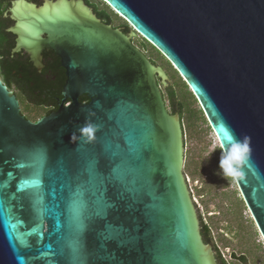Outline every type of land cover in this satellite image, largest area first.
<instances>
[{
	"label": "water",
	"instance_id": "1",
	"mask_svg": "<svg viewBox=\"0 0 264 264\" xmlns=\"http://www.w3.org/2000/svg\"><path fill=\"white\" fill-rule=\"evenodd\" d=\"M101 1L129 33L80 0L13 4L14 52L38 69L41 51L55 52L71 104L31 123L0 81V264H215L156 82L167 79L136 36L199 103L264 240V0Z\"/></svg>",
	"mask_w": 264,
	"mask_h": 264
},
{
	"label": "rangeland",
	"instance_id": "2",
	"mask_svg": "<svg viewBox=\"0 0 264 264\" xmlns=\"http://www.w3.org/2000/svg\"><path fill=\"white\" fill-rule=\"evenodd\" d=\"M43 1L44 0H40L38 4L40 5ZM80 1L84 6L90 9L85 4L84 0ZM94 1L103 5L100 0ZM90 10L93 13V10ZM118 23H121V21H116L114 24L117 25ZM130 31L131 29L128 26L127 33ZM142 40L143 39L139 36L132 39L134 45L138 49H142ZM143 50L149 60H151V64L161 68L168 80H163L167 85L164 88L159 80L160 89L163 92H165V89L170 85H175L176 83L179 84L175 75H172V79L168 76V73L173 74V71L170 69L171 65L163 56L160 57L155 52L151 51L148 46L147 49L144 48ZM184 90L189 91L188 87L185 85ZM188 102L190 103L189 109L194 111L197 117L192 119L190 124H187L185 118L182 122L178 114L177 118L182 139L186 140V149L190 154V156H187L186 161H191L194 158L191 162H195V166L198 165V179H201L202 175L207 176L204 181L211 177V198L209 202H206L205 205L203 204L201 207L203 208L202 213H205V211L210 212L217 211L218 209L220 210V217L217 221H212L213 224L210 225L212 226V236L215 237V246L218 247L217 250L221 254V257L230 264H239L240 261L234 258H241V256L246 258V264H264L263 239L256 229L247 209L244 206L237 208L236 205H234L235 198L237 197L236 187L233 181L231 182L227 179L225 173L227 165L219 144L207 122L206 116L197 101L193 103L188 100ZM30 118H34V116H30ZM191 168V165H189L186 169L187 174ZM191 184L192 183L190 182V185ZM191 186L192 188L197 186L200 187L203 186V183H200V185L193 184ZM209 214L210 213H208L207 216ZM215 226H217L218 230H216Z\"/></svg>",
	"mask_w": 264,
	"mask_h": 264
},
{
	"label": "flooded vegetation",
	"instance_id": "3",
	"mask_svg": "<svg viewBox=\"0 0 264 264\" xmlns=\"http://www.w3.org/2000/svg\"><path fill=\"white\" fill-rule=\"evenodd\" d=\"M18 1L19 0H5L3 3V10L0 13V31L1 33L7 36L6 48H8L9 55L17 60L18 70H19L17 71L19 73H17L16 71L11 72L12 75L14 76L16 75L14 80L17 82L14 83L13 80L12 85L8 86V88L5 85L4 86L7 88V90L13 93L17 101L20 115L25 120L31 123H36L39 119L46 117L53 112H56L61 105L63 106L70 105L71 101L69 99L64 100L62 96V89L65 84L66 75H65V69L61 65V60L59 59V57L55 52L46 48L41 51L40 69L34 66L32 61L30 60L29 53L26 52L25 49H23V47L20 48V50H18L17 52H14L15 47L19 43L18 42L19 34L16 31L17 21L13 16L12 9H13V4L17 3ZM24 1L27 4L39 6L38 2L40 0L37 2H29L27 0ZM102 4L106 5L104 2H102ZM111 11L113 12V10ZM41 38H45V35H41ZM27 45L31 46V42L28 41ZM24 69L26 70V73H28L27 74V78H29L28 82L24 81L26 80L23 77ZM79 100H81L82 102ZM78 101L81 104H87L89 103V98L87 95H82L78 97ZM30 116H34V118H30ZM182 144H183V162H182L181 173L184 179L187 192L189 194L190 201L192 203L195 212L200 239L205 246H208L210 248L214 262L215 264H217L216 258L217 256H219V251L217 250L218 247L215 246V237L212 236V228H211L212 226L210 225L213 224L212 221L218 220V218L220 217V210L218 209L217 211H210V212L205 211V213H202L203 208L201 207L203 204L205 205L206 202L210 201L211 198L210 196L212 194V188L210 186L211 177L210 179L204 181V179L207 178V176L202 175L201 179H198V170H199L198 165L195 166L194 164L195 162H191L193 161L194 158L191 161L188 160L189 162L186 161L187 156H190L188 150L186 149V140L182 139ZM220 150L222 152L221 148ZM224 160L228 167V169L227 167L225 168L227 179L230 180L231 182L233 181L236 187L237 197L235 198L234 205H236L237 208H241L242 206H244L249 212L225 157ZM189 165H191V167L193 168V170L191 168V170L188 172L190 176L186 173V169L189 167ZM190 182L192 183L191 185L193 184L200 185V183H203V186L200 187L197 186L192 188ZM194 192H195V196H194ZM208 213L210 214L207 216ZM251 219L256 229L259 232V229L256 226L252 216ZM204 228L208 230L209 239L207 238L208 234L206 231H204ZM215 228L216 230H218L217 226H215Z\"/></svg>",
	"mask_w": 264,
	"mask_h": 264
},
{
	"label": "trees",
	"instance_id": "4",
	"mask_svg": "<svg viewBox=\"0 0 264 264\" xmlns=\"http://www.w3.org/2000/svg\"><path fill=\"white\" fill-rule=\"evenodd\" d=\"M4 1L5 0H0V13L3 10ZM27 1L37 2L39 0H27ZM84 2L90 9L93 10V13L96 16V18L99 19L103 24L111 25L113 29H120L123 34H127L128 24L122 18H120L117 14L112 12L108 8V6L104 4L101 5L100 3L94 0H84ZM116 21H121V23H118L117 25H115L114 23ZM6 40H7V36L1 33L0 31V80L3 83V85H5L8 88V86L12 85L13 80L16 77V75L15 76L12 75L11 72L12 71L17 72L19 70H18L17 60L9 55L8 48H6ZM142 41H143V43L141 44L142 49H139V50L144 54V56L148 60L149 58L147 57V55L145 54L143 50L144 48L147 49V46L150 48L151 51L155 52L157 55L162 57V55L153 46H151L149 43H147L144 40ZM131 42L134 45L132 40ZM149 61L151 62V60ZM170 69L173 71V74H169L167 72L168 76L170 77V79H172L173 78L172 75H175L177 77L179 84L176 83L175 85L173 84L170 85L169 87L165 89V92H163L160 89L163 101L164 102L166 101L167 103V105L165 103L166 110L168 111L169 114H178L182 122L185 118L187 124H190L191 120L195 119L197 116L194 111L189 109L190 103L188 102V100L195 103L196 99L194 98L191 92L184 90V85L186 86V84L184 83L182 78L179 76V74L176 72V70L172 66H170ZM27 74L28 73H26V70L24 69L23 77L26 79L24 80L26 82L29 81V78H27ZM16 82L17 81L14 80V83ZM156 82L158 83L157 85L160 87V83L158 79ZM204 231H206L208 234V230L206 228H204ZM207 238L209 239V234ZM234 259H238L240 261L239 264H246V258L244 256H241V258H234ZM216 260H217V264H230L221 257L220 253H219V256H217Z\"/></svg>",
	"mask_w": 264,
	"mask_h": 264
},
{
	"label": "snow or ice",
	"instance_id": "5",
	"mask_svg": "<svg viewBox=\"0 0 264 264\" xmlns=\"http://www.w3.org/2000/svg\"><path fill=\"white\" fill-rule=\"evenodd\" d=\"M89 169L91 170L93 174L100 176V177H104V179L107 181V177L104 175V171L101 167V162L99 160L93 161L90 164ZM106 186L109 188L110 182ZM105 195H107V192L105 193ZM109 239L115 242L120 239V235L114 231L113 234L109 236Z\"/></svg>",
	"mask_w": 264,
	"mask_h": 264
},
{
	"label": "clouds",
	"instance_id": "6",
	"mask_svg": "<svg viewBox=\"0 0 264 264\" xmlns=\"http://www.w3.org/2000/svg\"><path fill=\"white\" fill-rule=\"evenodd\" d=\"M236 147L238 148L239 147V144H237Z\"/></svg>",
	"mask_w": 264,
	"mask_h": 264
}]
</instances>
